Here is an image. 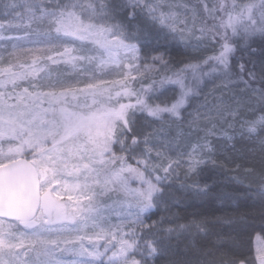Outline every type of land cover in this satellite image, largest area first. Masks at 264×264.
Instances as JSON below:
<instances>
[{"label":"snow or ice","instance_id":"obj_1","mask_svg":"<svg viewBox=\"0 0 264 264\" xmlns=\"http://www.w3.org/2000/svg\"><path fill=\"white\" fill-rule=\"evenodd\" d=\"M175 7L0 0V40L15 41L9 58L0 56V264H264V235L254 253L240 245L227 260L213 258L223 244L208 239L210 229L219 221L246 233L245 215H203L179 229L148 222L182 168L198 175L243 161L264 189V60L253 58L264 55V0H200L191 28ZM141 21L161 26L165 40H201L212 54L175 70L163 53L141 60ZM237 50L247 59L234 62ZM49 61L74 70L87 61L100 75L53 81ZM183 187L212 195L207 182ZM259 217L264 233V207ZM179 230L203 242L173 246Z\"/></svg>","mask_w":264,"mask_h":264},{"label":"trees","instance_id":"obj_2","mask_svg":"<svg viewBox=\"0 0 264 264\" xmlns=\"http://www.w3.org/2000/svg\"><path fill=\"white\" fill-rule=\"evenodd\" d=\"M211 2L213 0H209V3ZM199 4L200 0L199 3L196 2V6ZM6 34L11 36L22 35L23 30L10 29ZM13 43H15L14 40L0 41V56L8 59V53L11 52ZM253 46L257 49L261 47L259 42ZM85 48L90 50L92 47L85 45ZM140 48L142 53H147L150 57L163 53L165 59L170 61L173 70L176 69L177 65L182 66L183 62H195V58L198 56L212 54L211 46L204 47L201 40L171 44H154L151 42L142 44ZM258 53L259 51L255 53L253 58L256 61L264 60V55L261 53L257 55ZM87 54H92V52L89 51ZM242 57L245 60L247 59L242 50H237L233 55V60L234 62L239 61ZM79 64L81 67L75 70L71 65L63 63L49 66L51 79L53 81L58 78L64 80L87 79L93 72L100 75V72L93 65L88 64L87 61ZM249 66L251 67V65ZM106 78L112 79L113 77L109 75ZM257 167L259 166L257 165ZM185 172L186 169L180 170L179 179L181 184L194 186L196 184L203 185L207 182L212 190V195L208 197H196L191 192L180 203L172 205V209L168 215L164 216L167 218L163 226L179 229L181 225H191L194 220L202 218L203 215H207L209 218H227L245 215L248 218L246 222L252 225L246 233L241 234L233 231L231 225L218 221V226L210 229L212 235L208 239L216 241L217 237H219L220 242L223 244V247L219 251L213 249V258L217 262L229 259L231 252L237 246L242 245V251L247 252L251 246V235L254 232L260 231L261 228L259 211L261 207H264V189L261 188L259 176L246 172L243 161H241L240 168H236L229 162L225 166H221L220 164L213 166L209 164L198 175L193 173L185 175ZM224 193H230L231 197L224 196ZM151 215L154 222H156L159 218V212L155 211ZM171 242L173 246H179L181 249H192L194 243H201L203 241H196L193 236L185 237L182 232L173 239L171 238Z\"/></svg>","mask_w":264,"mask_h":264},{"label":"rangeland","instance_id":"obj_3","mask_svg":"<svg viewBox=\"0 0 264 264\" xmlns=\"http://www.w3.org/2000/svg\"><path fill=\"white\" fill-rule=\"evenodd\" d=\"M112 2H118V0H112ZM167 2L177 6V7L174 8V11L177 13V18L180 19V20H185L186 19L188 26L191 28L192 27L191 8L193 6H196V2L199 3V0H167ZM181 5H187L188 7L185 8V7H182ZM186 12H187V17H185V15H184ZM140 23H141L142 27L146 28V35H142L141 36V38L139 40V46H141L142 44H148V43H151V42H153L154 44H159V43L171 44V43H188V42L193 41V40H198V39L193 38V37H189V38L183 39V40L180 39L179 37H177L176 39L169 38V39L165 40L163 38V33L161 31V26L157 25L155 27H152L151 25H143L142 21ZM198 29H199V23H197L196 28L194 29V31L197 32V35H198ZM0 41H2V40H0ZM77 43H79V42H77ZM85 45H88V44H85ZM143 54L144 53H142L141 60L144 59ZM259 54H260V52L257 55H259ZM83 62L84 61H79L78 63H83ZM148 62H151L150 56H149ZM256 62H257V64H259L261 61L257 60ZM48 63H49V66L55 65V64H52L50 61ZM125 71H129V69L126 68ZM133 74H135L134 71H133ZM205 79L207 80V77ZM217 84L219 85V81L217 82ZM137 87H139L138 84H137ZM202 87H203V85H202ZM215 91H216V89H214L211 86V84H209L207 89L205 90V94L208 95V97H209V100H208L209 103H211V101L213 99V95L212 94ZM199 99H200L201 102L203 101V97H200ZM180 170L178 171V175L177 176L173 177L171 181L166 182V186L169 183L171 184V192H172V198L169 199L168 204L167 205H161L160 208L154 209L151 212V213H153L155 211L159 212L158 220L156 222H154V219H152L151 213L148 214V217H149L148 222L149 223H153L154 222L157 227H160L161 222L164 223V221L167 218V217H164V216L168 215L169 211L172 209V205L175 204V203L176 204L180 203L183 198H186L191 193L190 190H185V188L183 187V184H181V182H180V179H179ZM114 195L115 194H113V197H114ZM102 199L107 200V197H104ZM107 204L109 206H114L112 200H107ZM111 219L113 221H116L117 217L115 215H112ZM163 227L165 229L170 228V227H166V226H163ZM182 232L185 235V237H191V235H189L186 231L179 230V231L173 233L171 238L173 239L178 234L180 235ZM258 235H264V233H261L260 231H257V232H254L251 235V246H250L249 249H251L253 251V253H254V249H255V245H256V237ZM85 243H88V242L85 241ZM68 259H72V257H68Z\"/></svg>","mask_w":264,"mask_h":264}]
</instances>
